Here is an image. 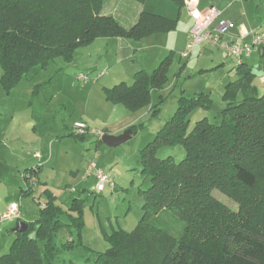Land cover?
Returning a JSON list of instances; mask_svg holds the SVG:
<instances>
[{"label": "trees", "instance_id": "trees-1", "mask_svg": "<svg viewBox=\"0 0 264 264\" xmlns=\"http://www.w3.org/2000/svg\"><path fill=\"white\" fill-rule=\"evenodd\" d=\"M106 1L0 0V87L9 94L33 67L45 68L57 57L71 61L79 47L98 38L139 40L171 32L186 6L185 0H137L143 8L136 23L125 27L101 13ZM234 60L237 77L225 86L220 122L205 116L189 130L191 112L213 104L207 94L182 95L175 113L144 147L141 171L150 186L142 191V217L132 231L104 229L107 249L88 248L94 264H264V94L253 89L256 74L246 59ZM168 66L166 59L153 73L136 71L132 85L105 87L107 98L132 110L149 104L151 92L166 84ZM176 144L185 148L182 160L157 157L160 147ZM40 171L36 165L23 174L37 176L38 185ZM214 190L236 202L238 211ZM33 191L22 188L21 195ZM45 192L48 201L25 232H15L0 264H54L62 249L87 248L85 200L73 198L67 211ZM63 228L71 237L61 249L56 237Z\"/></svg>", "mask_w": 264, "mask_h": 264}, {"label": "rangeland", "instance_id": "rangeland-1", "mask_svg": "<svg viewBox=\"0 0 264 264\" xmlns=\"http://www.w3.org/2000/svg\"><path fill=\"white\" fill-rule=\"evenodd\" d=\"M245 1L247 0L236 3L247 8L245 10L250 19L264 21V1L248 0V3ZM111 5L115 6L117 12L114 13H117L115 15H118V21L125 27H131L133 23L131 19L137 14V8L141 3L137 0H107L101 13L107 12L110 8L108 6ZM236 11L235 8L229 10ZM189 25L187 10L183 8L175 30L139 40L131 39L132 42H138L134 44L139 48L135 58L115 65L114 43H110V48H107L106 39H96L79 47L71 61L57 57L45 68L33 67L13 89L15 94L19 92L24 94L31 89L29 101L33 99L40 101L46 108V124L40 128L44 133L42 148L39 151L41 158L32 159L35 145L28 146L25 142V144L21 142V145L15 143L18 147L14 153L15 158L19 159L21 153L23 155L30 150L29 160L33 162H26V165L34 167L43 163L44 168L40 177L42 183H39L31 194L21 195L22 188L28 187L23 170L15 171L16 176L11 177L10 182L1 181L0 207L3 211L8 209L11 201H15L23 209L22 219L18 220L15 216L0 222L1 254L9 252L16 238L14 228L17 223L22 220L31 222L38 217L40 208L48 201L45 190H49L58 201L57 204L67 211L73 198L85 200L82 236L87 248L62 249V244L71 237L68 229L63 228L56 237L58 247L62 251L54 264H94L92 250L105 251L109 246L104 229L111 233L119 228L132 231L137 226L142 217L144 202L142 191L150 186V181L141 171V152L144 147L155 138L161 126L175 113L178 99L182 95L193 97L207 94L212 99L211 109L197 108L191 112L189 130L197 120L205 116L213 122H220L221 110L225 105L223 100L225 86L231 79L237 77L235 70L226 69L222 61L227 62L231 58L222 51L208 49L201 53L196 48L193 53L185 55ZM235 29L233 23L228 34ZM255 56L252 55V60ZM166 59L169 60L168 80L163 89L151 92L149 104L132 110L107 98L106 85L112 87L121 82L132 85L134 71L145 69L153 73ZM254 68L257 69L256 66ZM0 70L2 73V69ZM102 71L105 72L104 75L96 78ZM80 74L88 75L90 79L80 80L77 78ZM260 87L262 88L260 91L264 93V84ZM77 121H84L89 126V131L83 139L76 136L78 130L74 124ZM127 123L135 127L133 136L117 147L105 144L98 135L92 133V130H98L120 135L128 128H122ZM22 124L26 125L25 122ZM25 132H29V126ZM24 138L23 136L21 140L25 141ZM23 147L24 153L21 151ZM3 150L4 147L0 143V155ZM185 153L182 144L164 145L158 149L157 157L172 156L176 161H180L185 157ZM89 163L95 168H104L113 177L117 189L112 190L113 187L106 186L103 191H97L94 175L87 171ZM45 181L48 182V185L46 184L48 187L42 188ZM19 184L23 187H18ZM263 186L264 179L260 183V188ZM70 187H74L75 190L70 191L68 189ZM213 194L232 210L238 211V204L231 198L218 190H214ZM178 224L180 227V223ZM72 238L75 239L76 234Z\"/></svg>", "mask_w": 264, "mask_h": 264}, {"label": "crops", "instance_id": "crops-1", "mask_svg": "<svg viewBox=\"0 0 264 264\" xmlns=\"http://www.w3.org/2000/svg\"><path fill=\"white\" fill-rule=\"evenodd\" d=\"M260 1L262 2L264 0H260ZM236 2L238 1L236 0H191L190 6L194 7L198 5V7L200 8H206L209 6L216 7L217 10L219 11V16H218L219 20H228L231 23H235L236 29L233 32L230 31V34L234 38H237V39H240L242 36V32H241L242 28L245 30H250L251 28L264 29L263 19L259 21H254L250 19L246 11L247 8H245L243 4L238 5ZM245 3H248V0L245 1ZM108 7H110L108 8V11L104 12L103 14L112 15L118 20V15H115L117 13H114V12H117L115 9V6L111 5ZM142 8H143L142 4L137 8V14L133 15L131 19L133 20L132 25L136 23ZM184 8L187 10V15H188V18L190 19L189 26L191 27L193 24V20L190 17L189 8L187 6H185ZM232 8L237 9V11L229 12V10ZM190 27L188 30H190ZM155 35H160V34H155ZM98 39H106L107 48H110V43H114L113 45L116 50L114 65L117 63H123L125 61L134 59L137 51L139 50V48L135 47V45L138 44V42L137 43L132 42V40L129 38L110 37V38H98ZM250 39H251V36L248 35L243 40L249 41ZM208 49H211L212 51L213 50H216L218 52L220 51L217 48H214L213 46H209V45L205 46L204 49L198 48V51L202 53L203 51H206ZM253 54L256 55L253 60L251 56L245 61L252 67L253 72L256 74L255 80L253 82V89L255 90L257 89L256 90L257 92L264 94L260 91L262 90L261 88L262 86L260 87V85L264 84V82L260 81V77H264V57H262L257 52ZM229 58H231V60H228L227 62L225 61H222V62L226 65V69H229L230 71L232 70L234 71L235 70V60L233 57H229ZM255 66L257 67V69L254 68ZM138 70L139 69H137L136 71ZM136 71H134V73ZM1 74H3V70H2V73L0 70V78L2 76ZM105 87H108V85H106ZM31 92L32 90L28 89L27 91L24 92V94H22L23 92H19V94H15V90H12L11 93L7 94L4 90H1L0 88V143L4 147V150L2 151V154L0 155V158H1L0 183L1 181L2 182L9 181V179H12L14 176H16L15 171H21V170L24 171L25 169L31 168V167H28L29 165H26V162H33L31 159H30L31 161L29 160L30 153H31L30 150H28L26 154L22 155L21 153L20 156H18L19 159H16L14 153L16 152L18 146H16L15 143L18 145L19 144L21 145L22 144L21 142L23 143L25 142L28 146H31L32 144H34L35 145L34 152L31 157L32 159L41 158V154L39 153V151L42 148V139H44V133H42L40 128L42 129L43 127H45V124H46V117H45L46 108L40 101H37L35 99H33L32 101H29L31 97ZM23 122H25L26 125H23L22 124ZM130 124L131 123H127V125H124L122 128L123 129L127 127L129 128ZM28 126H29V132L26 133L25 130L28 129ZM113 134H116V133H113ZM23 136L25 137L24 138L25 141L21 140ZM15 146L16 148H14ZM24 150L25 149L23 147V150L21 151H23L24 153ZM37 153L39 155H37ZM15 160H18V161L20 160V162H17ZM22 163H24V165H22ZM40 166H41V170L43 171V168H44L43 163ZM42 171H40L39 176H38L40 183H42L41 178H40L43 174ZM93 177L96 181L95 176ZM43 184H45V186H43L42 188L48 187L47 181H45ZM18 187L21 188L23 187V185L19 184ZM68 189L70 191L75 190L74 187H70ZM116 189H117V186L115 185V187L112 190H116ZM57 202L58 201H56V203ZM13 203H16V202L11 201L10 205ZM8 209L6 211H3V209L0 207V214L7 212ZM16 217L18 220L23 218V209L21 208V206H18V214Z\"/></svg>", "mask_w": 264, "mask_h": 264}, {"label": "built area", "instance_id": "built-area-1", "mask_svg": "<svg viewBox=\"0 0 264 264\" xmlns=\"http://www.w3.org/2000/svg\"><path fill=\"white\" fill-rule=\"evenodd\" d=\"M242 1V0H236ZM185 5L189 8L190 17L193 24L188 33L187 52L185 55L193 53L196 48L204 49L205 46H213L218 50L224 52L227 56L233 57L239 63L244 59H248L253 53L257 52L264 57V29L251 28L245 30L242 28V36L240 39L234 38L228 34V31L233 27V23L228 20H218L219 11L214 6L200 8L198 5L191 7V0H185ZM250 35L249 41L243 39ZM104 71L98 73L96 78L104 75ZM80 80H89L88 75H77ZM260 81L264 82V77H260ZM74 127L78 130V134H85L89 131V126L84 121H77ZM92 133L98 135L100 138L104 134L102 131L92 130ZM37 155H39L37 153ZM87 171L92 173L96 178L95 189L103 191L106 186L115 187L113 177L105 171L104 168H95L93 164H89ZM28 180V187L35 189L37 186V176L32 173L23 174ZM18 204L10 205L7 212L0 214V222L17 216Z\"/></svg>", "mask_w": 264, "mask_h": 264}, {"label": "water", "instance_id": "water-1", "mask_svg": "<svg viewBox=\"0 0 264 264\" xmlns=\"http://www.w3.org/2000/svg\"><path fill=\"white\" fill-rule=\"evenodd\" d=\"M132 136H133V131L131 128H128L120 135H113L109 133L103 134L101 140L109 146L117 147L125 143L129 139H131ZM27 228H28L27 222L19 221L16 227L14 228V231L18 233H22L25 232Z\"/></svg>", "mask_w": 264, "mask_h": 264}]
</instances>
